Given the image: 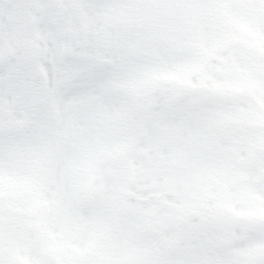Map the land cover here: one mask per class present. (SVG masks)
Listing matches in <instances>:
<instances>
[{
    "label": "snow or ice",
    "instance_id": "snow-or-ice-1",
    "mask_svg": "<svg viewBox=\"0 0 264 264\" xmlns=\"http://www.w3.org/2000/svg\"><path fill=\"white\" fill-rule=\"evenodd\" d=\"M0 264H264V0H0Z\"/></svg>",
    "mask_w": 264,
    "mask_h": 264
}]
</instances>
